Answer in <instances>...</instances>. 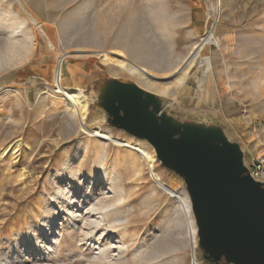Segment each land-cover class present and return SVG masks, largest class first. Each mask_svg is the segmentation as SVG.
<instances>
[{
	"label": "rangeland",
	"instance_id": "1",
	"mask_svg": "<svg viewBox=\"0 0 264 264\" xmlns=\"http://www.w3.org/2000/svg\"><path fill=\"white\" fill-rule=\"evenodd\" d=\"M207 32L214 41L183 84L158 96L176 118L221 126L250 161L264 150V0H0V152L18 150L0 159V264H192L176 201L133 152L112 142L97 148L55 92L54 73L62 59V85L87 102L100 80L146 90L138 77L74 51L118 50L171 82ZM85 124L140 144L153 174L187 196L146 141L110 127L94 106ZM101 208L110 215L90 213ZM116 217L122 223L108 231ZM194 256L210 264L198 246Z\"/></svg>",
	"mask_w": 264,
	"mask_h": 264
},
{
	"label": "water",
	"instance_id": "2",
	"mask_svg": "<svg viewBox=\"0 0 264 264\" xmlns=\"http://www.w3.org/2000/svg\"><path fill=\"white\" fill-rule=\"evenodd\" d=\"M90 98L110 127L146 141L182 180L203 260L264 264V182L250 177L221 126L176 118L158 95L115 78L98 81Z\"/></svg>",
	"mask_w": 264,
	"mask_h": 264
},
{
	"label": "bare ground",
	"instance_id": "3",
	"mask_svg": "<svg viewBox=\"0 0 264 264\" xmlns=\"http://www.w3.org/2000/svg\"><path fill=\"white\" fill-rule=\"evenodd\" d=\"M217 10H219V9H217ZM213 41H214V36H213L212 32H207L206 34H204L200 38L199 43L196 44L192 48L190 54L186 57L183 64L181 65V67H179L176 70L178 75L174 79L172 78L173 80L171 82H162L161 78L158 77L156 74H154L151 70L137 66L136 64L132 63L131 61H129L126 58V56L122 52H120L118 50H114V51H110V52H103V51H97L96 52V51H89V50H84V49L80 50L79 49V50L74 51L75 52L74 54L78 55V56L79 55H95V56H98L104 65H106V66H109V65L117 66L121 70L128 73L129 75L138 77L142 81L143 86L147 91L152 92L156 95L166 96L168 94V92L170 91L171 87H179L183 84V82L185 81L189 71L192 69V67L195 65L197 59L199 58L200 51L204 47H206L207 45L211 44ZM61 61H62V59L58 60V65H57L55 73H54L55 92L57 94H59V96L62 97V99L65 101V103L71 109L72 117L78 122L79 129L84 134H87L92 139L94 144L97 145V148L105 145L108 142H112L118 148H122V149L133 152L134 153V154H132L133 158L135 156H137L139 159H141L146 164V166L150 170L151 178L154 180V182L157 184V186L160 189H162L163 191H165L171 198H173L176 201L178 208L180 210V213H182L183 220L186 224V235L189 239V243H190L191 250H192L193 264H199L196 257L194 256V252H195V249L197 247V232H196V226H195L194 219L192 216L191 207H190V200H189L188 196L178 194L176 191L169 189L160 181V178L156 174H153L152 168H153L155 160L151 158L152 156L150 157V155L145 151L144 147H142L140 144L129 142V141L124 140V139L115 138L112 134L102 130V128L99 126H97L95 128H89L86 126L85 118L88 114V105L89 104L87 102V99L85 98V96L82 94V92L79 89H68L62 85ZM202 63H204V62H202ZM59 64H60V66H59ZM205 64L207 67L206 68L207 71L211 70V68H212L211 60L207 58L205 61ZM165 76H168V75H164L161 77H165ZM17 153H18V150H17V146L15 144V146L10 147V148H6L2 152H0V159L8 157V156L14 157V156H16ZM105 174H106V172H105ZM105 174L103 172V174H102L103 177H105ZM105 211L106 210L101 208L99 210L98 209L97 210H91L90 213L92 212V213L100 214V213H104ZM105 213H106V216H109L111 212H105ZM98 217H100V216H98ZM96 218H97V216H96ZM71 221H73L72 217H71ZM87 223H89V222H87ZM100 223H101V221L98 222V225ZM120 223H122L120 218L116 217V218L112 219L109 222V225L107 226L108 231H112V230L116 229V227L119 226ZM66 229H68V228H66ZM70 229H73V228L71 227ZM50 231H51V229H50ZM72 232H74V231H72ZM67 233H68V230H67ZM73 236L74 235H72V237ZM98 257H100V256H98ZM101 257H103V256H101ZM93 259H95V258H93ZM97 260H99V259L97 258ZM103 262H104V260H103ZM99 263L100 262H98V264ZM92 264H95V262Z\"/></svg>",
	"mask_w": 264,
	"mask_h": 264
},
{
	"label": "built area",
	"instance_id": "4",
	"mask_svg": "<svg viewBox=\"0 0 264 264\" xmlns=\"http://www.w3.org/2000/svg\"><path fill=\"white\" fill-rule=\"evenodd\" d=\"M245 163L250 177L255 181L264 182V150Z\"/></svg>",
	"mask_w": 264,
	"mask_h": 264
}]
</instances>
